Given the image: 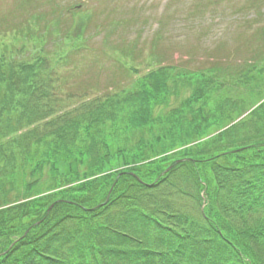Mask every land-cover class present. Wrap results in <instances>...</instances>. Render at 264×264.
I'll list each match as a JSON object with an SVG mask.
<instances>
[{
  "label": "trees",
  "instance_id": "trees-1",
  "mask_svg": "<svg viewBox=\"0 0 264 264\" xmlns=\"http://www.w3.org/2000/svg\"><path fill=\"white\" fill-rule=\"evenodd\" d=\"M11 45L0 47V264H264V66L228 84L196 74L209 97L223 88L207 114L194 107L201 88L154 114L195 73L174 66L70 110L57 107L55 64L16 60ZM241 83L243 117L228 96ZM183 195L197 213L175 204Z\"/></svg>",
  "mask_w": 264,
  "mask_h": 264
},
{
  "label": "rangeland",
  "instance_id": "rangeland-1",
  "mask_svg": "<svg viewBox=\"0 0 264 264\" xmlns=\"http://www.w3.org/2000/svg\"><path fill=\"white\" fill-rule=\"evenodd\" d=\"M263 26L264 0H0V47L10 39L14 59L41 55L49 67L55 64L57 107L67 109L111 91L132 89L136 74L131 67L139 74L162 66L206 75L218 71L228 84L227 78L242 77L252 64L264 66ZM191 76L173 86L169 103L155 106L154 114L169 115L197 88L208 100L194 107L202 105L208 113L223 88L209 97L200 87L205 80ZM254 81L264 86V75ZM238 87L228 96L249 109L246 115L252 104L241 97L242 83ZM78 179L75 184L83 178ZM182 180L187 181L182 187L194 195L193 182ZM181 197H174L175 204L184 203L197 213L195 201Z\"/></svg>",
  "mask_w": 264,
  "mask_h": 264
}]
</instances>
